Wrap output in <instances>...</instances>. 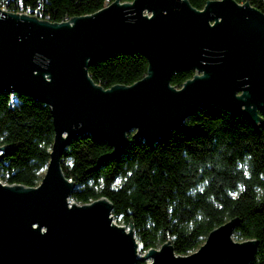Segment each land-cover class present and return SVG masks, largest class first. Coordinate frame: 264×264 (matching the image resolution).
I'll list each match as a JSON object with an SVG mask.
<instances>
[{"label":"water","instance_id":"water-1","mask_svg":"<svg viewBox=\"0 0 264 264\" xmlns=\"http://www.w3.org/2000/svg\"><path fill=\"white\" fill-rule=\"evenodd\" d=\"M141 52L144 76L107 88L88 66L116 52ZM195 70L180 87L179 69ZM19 92L50 107L54 137L36 186L0 179V264H248L255 238L236 240L232 217L211 229L187 254L171 240L138 257L128 229L101 196L70 199L74 182L61 167L69 140L83 133L119 154L135 140L161 143L199 106L216 104L255 126L264 111V12L248 0H112L99 9L51 21L0 8V92ZM8 148L0 145V158ZM108 154L101 157L106 158Z\"/></svg>","mask_w":264,"mask_h":264},{"label":"trees","instance_id":"trees-1","mask_svg":"<svg viewBox=\"0 0 264 264\" xmlns=\"http://www.w3.org/2000/svg\"><path fill=\"white\" fill-rule=\"evenodd\" d=\"M106 1L112 0H0V8L62 21L91 13ZM248 1L264 12V0ZM189 2L202 8L206 0ZM147 65L141 52H116L91 63L88 72L107 88L133 83ZM194 72L176 70L170 83L180 87ZM260 115L263 123L255 127L222 106H199L185 119V128L170 131L161 143L135 140L131 131L127 146L115 155L107 141L78 135L61 158L65 176L74 182L70 199L82 204L108 198L113 218L133 223L140 251L169 239L176 253L187 254L211 229L236 217L234 238L258 240L248 264H264V111ZM53 137L47 104L19 92H0V145H8L0 158L3 182L36 186Z\"/></svg>","mask_w":264,"mask_h":264},{"label":"rangeland","instance_id":"rangeland-1","mask_svg":"<svg viewBox=\"0 0 264 264\" xmlns=\"http://www.w3.org/2000/svg\"><path fill=\"white\" fill-rule=\"evenodd\" d=\"M108 2L109 1H106L105 4L108 3ZM39 184H40V182H39ZM119 224H122V223H119ZM123 225H125V224H123ZM125 227L128 229V225H125ZM145 251H140V248H139L138 253H137L138 257L142 256ZM142 260L145 261V263H148L151 260V257H144Z\"/></svg>","mask_w":264,"mask_h":264},{"label":"built area","instance_id":"built-area-1","mask_svg":"<svg viewBox=\"0 0 264 264\" xmlns=\"http://www.w3.org/2000/svg\"><path fill=\"white\" fill-rule=\"evenodd\" d=\"M19 12H22V11H19ZM27 13H30V12H27ZM32 13V12H31Z\"/></svg>","mask_w":264,"mask_h":264}]
</instances>
